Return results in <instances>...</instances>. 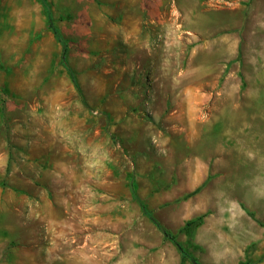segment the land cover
Listing matches in <instances>:
<instances>
[{
    "label": "rangeland",
    "instance_id": "rangeland-1",
    "mask_svg": "<svg viewBox=\"0 0 264 264\" xmlns=\"http://www.w3.org/2000/svg\"><path fill=\"white\" fill-rule=\"evenodd\" d=\"M46 3L64 59L0 0V264H192L140 203L200 264H264V0Z\"/></svg>",
    "mask_w": 264,
    "mask_h": 264
},
{
    "label": "trees",
    "instance_id": "trees-1",
    "mask_svg": "<svg viewBox=\"0 0 264 264\" xmlns=\"http://www.w3.org/2000/svg\"><path fill=\"white\" fill-rule=\"evenodd\" d=\"M41 1V4L44 8V12H45V15H46V18H47V23H48V27L50 29V31L52 32L53 34V37L55 38V40L61 45L62 47V58L64 59V56L66 54V50H67V46H66V43L65 41L62 39L58 29L54 26L53 24V20H52V16L50 14V11L48 9V6H47V3H46V0H40ZM140 207L143 211V213L148 217V219L157 227V229L162 233V235L169 239L174 245L175 247L177 248L178 252L180 253L181 255V262L187 258L189 259V261L192 263V264H200L196 259H194L191 255H189L187 253V251L183 248V246L176 241L175 237L173 235H171L167 230H165L162 226H160L156 221L155 219L152 217V215L145 209L144 205L140 203Z\"/></svg>",
    "mask_w": 264,
    "mask_h": 264
},
{
    "label": "crops",
    "instance_id": "crops-1",
    "mask_svg": "<svg viewBox=\"0 0 264 264\" xmlns=\"http://www.w3.org/2000/svg\"><path fill=\"white\" fill-rule=\"evenodd\" d=\"M220 44H221L220 50L221 52H223V37L221 38ZM54 213L55 211L52 208L43 210L41 212V211H37V208L34 207L33 205H30L29 208L23 211V218L19 219V221L23 222V224H25V227H30V225L33 223L41 222L43 223V225H46V228L48 231L50 227L61 224V221L58 219L57 215ZM53 242H54V239H52L50 243H53ZM43 250L44 251L47 250L50 252V248L48 247L44 248ZM28 262L29 264H41L35 259L34 255H30V256L26 255L24 257L23 264H27Z\"/></svg>",
    "mask_w": 264,
    "mask_h": 264
}]
</instances>
